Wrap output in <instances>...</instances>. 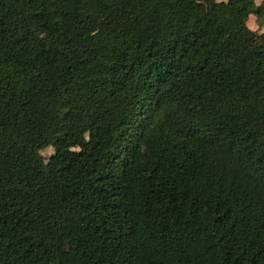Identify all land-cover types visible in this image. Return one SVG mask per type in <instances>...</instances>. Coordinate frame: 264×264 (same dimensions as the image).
Returning a JSON list of instances; mask_svg holds the SVG:
<instances>
[{
    "label": "trees",
    "instance_id": "trees-1",
    "mask_svg": "<svg viewBox=\"0 0 264 264\" xmlns=\"http://www.w3.org/2000/svg\"><path fill=\"white\" fill-rule=\"evenodd\" d=\"M263 13L0 0V264H264Z\"/></svg>",
    "mask_w": 264,
    "mask_h": 264
},
{
    "label": "rangeland",
    "instance_id": "rangeland-1",
    "mask_svg": "<svg viewBox=\"0 0 264 264\" xmlns=\"http://www.w3.org/2000/svg\"><path fill=\"white\" fill-rule=\"evenodd\" d=\"M256 4L258 7H263L264 8V0H256ZM249 27L252 30L257 31L260 35H263L264 37V13L263 15L259 16L257 14H254L250 17L249 20ZM258 43L261 42V39H258ZM53 153L52 149H47L42 152L43 156L45 158H49V156Z\"/></svg>",
    "mask_w": 264,
    "mask_h": 264
}]
</instances>
